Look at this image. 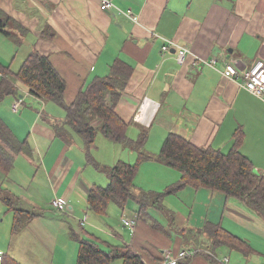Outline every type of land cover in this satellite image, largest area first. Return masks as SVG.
I'll list each match as a JSON object with an SVG mask.
<instances>
[{"label": "crops", "instance_id": "1", "mask_svg": "<svg viewBox=\"0 0 264 264\" xmlns=\"http://www.w3.org/2000/svg\"><path fill=\"white\" fill-rule=\"evenodd\" d=\"M114 2L121 9H131L138 21L116 7L103 10L100 0H0V25H4L0 27V64L16 72L31 52L48 55L67 79L70 101L86 83L110 74L116 61L122 60L132 71L116 110L128 123L130 139L138 140L143 131L147 135L143 149L157 156L167 135L177 132L199 147L227 153L236 140L235 132L242 131L241 152L264 174V99L242 85L245 70L256 59L264 60V0ZM168 40L173 42L164 49ZM180 45L189 49L184 63L177 56ZM229 62L238 68L236 76L224 74ZM23 93L35 101L15 111L17 96L11 102L9 94L0 101V117L19 139L30 144L32 154L37 155L33 161L41 158L42 167H20L19 155L0 179V253H4L0 264H78L80 242L74 230L85 236L94 234L105 248L107 243H128L149 264H160L167 251L177 257L182 249L195 247H186L191 243L189 233L204 229V235L211 238L207 230L214 227L208 224L221 225L249 247L221 244L214 249L207 244L228 258L223 264H264V216L245 199L207 186L188 184L167 193L181 175L167 164L174 172L162 180L159 171L164 162L156 157L140 162L134 179L136 186L140 177L145 180L142 186H149L137 189L166 192L162 202L145 205L130 197L134 199L129 203L131 215L124 209L120 217L144 220V212L159 215L164 223L158 217L153 219L154 228L143 222L138 229V221L132 229L121 220L129 228L130 235H126L114 214L128 200L123 205L111 201L104 213L88 209L91 188L107 187L111 167L122 160L137 163L138 152L102 132L87 148L82 135L65 122V135L73 136L78 145L73 148L68 137L59 135L53 126L54 120L64 122L66 110L28 90ZM100 123L101 119L94 124ZM56 138L59 143L52 149ZM99 142L109 151L108 158L97 155ZM103 165L108 166V180L98 178ZM39 172L43 175L37 178ZM31 181L51 192L36 191ZM56 196L69 202L68 211L52 206ZM140 232L148 234L154 241L151 247L161 253L146 250L138 240ZM151 255L161 258L152 262ZM197 255L178 258L173 264H195Z\"/></svg>", "mask_w": 264, "mask_h": 264}, {"label": "trees", "instance_id": "2", "mask_svg": "<svg viewBox=\"0 0 264 264\" xmlns=\"http://www.w3.org/2000/svg\"><path fill=\"white\" fill-rule=\"evenodd\" d=\"M3 26L0 25L1 28ZM131 71L130 65L118 60L110 74L97 76L86 83L84 89L82 88L69 101L66 98L67 79L48 55L35 50L26 57L19 71L15 72L10 67L0 64V101L9 94L17 97L23 95L20 90L22 85L30 94L47 102L52 101L66 110L64 122L60 123L57 120L53 122L59 135L66 136L63 124L67 122L82 135L87 148L95 142L97 133L102 132L113 140L128 143L138 152L137 163L122 160L111 167L109 170L111 181L107 187L95 185L91 188L88 195V209L91 211L104 213L111 201L123 205L130 197L145 205L153 203L149 200L153 192H143L141 197L137 196L134 192L136 186L134 178L140 162L156 157L178 169L181 175L178 184L167 193L188 184L195 187L207 186L245 199L264 216V174L258 172L254 162L241 152L242 131L235 132L236 140L227 153L210 146L199 147L185 136L170 132L158 155L153 156L143 149L147 140L146 133L142 131L138 140L128 137V123L118 114L116 105ZM99 119L101 123L95 125V121ZM19 155H32V147L26 140L19 139L0 117V170L8 173ZM146 193L148 200L145 201L143 198ZM165 194L166 192L157 193L156 200L162 202ZM141 207L144 205L141 204ZM146 215L148 216L147 213ZM155 225L157 226L156 223ZM207 226L214 227L211 231L206 230L217 239L215 241L217 245L248 247L244 240L229 234L221 225ZM83 233L85 232L73 231L74 237L80 242L78 264H112L116 258H122L123 264H149L144 260L142 253L128 243H107L105 248L94 234L89 233V236H85ZM204 251L207 252L209 264H223L217 253Z\"/></svg>", "mask_w": 264, "mask_h": 264}, {"label": "rangeland", "instance_id": "3", "mask_svg": "<svg viewBox=\"0 0 264 264\" xmlns=\"http://www.w3.org/2000/svg\"><path fill=\"white\" fill-rule=\"evenodd\" d=\"M13 25V24H12ZM20 90L22 91V93L24 92V91H27V89L24 87V86H22V85H20ZM20 97V96H19ZM19 97H17V98H19ZM22 97H24V104L26 103H29V102H32V101H35L31 96H27V94L26 93H23V95H22ZM14 96L13 95H10L9 96V100L11 99V102H12V100H14ZM15 101H13V103H14ZM24 104H23V106H24ZM53 104V102H50V104L49 105H52ZM9 105V104H8ZM22 106V107H23ZM21 107V108H22ZM59 107V106H58ZM61 109V108H60ZM54 126V125H53ZM100 134L102 135V133L100 132ZM65 137V136H64ZM66 137H68L66 140L69 142V143H71L70 144V146H72L73 148H75L76 149V146L78 147V145H76V144H74L73 143V141H74V137L73 136H67L66 135ZM79 137H81V136H79ZM104 139V138H103ZM59 143V141H58V138H56V140H55V142H54V146H53V148L52 149H55L56 147H57V144ZM98 146H99V148H100V152H97V155L99 154V155H102V156H104L105 158H108L109 157V151L108 150H106L105 149V146L103 145V143H100L99 142V144H98ZM108 149V148H107ZM106 150V151H105ZM35 156H37V155H34V154H32V155H21L19 158H18V160L16 161L17 162V164L20 166V167H28V166H33V168L34 167H39V166H41L42 167V161H41V158H39L38 157V162H34L33 161V159H34V157ZM125 161H127V160H125ZM127 162H129V161H127ZM131 163V162H130ZM161 163V162H160ZM150 166V165H149ZM108 166H106V165H103L102 166V168L101 167H99L100 169L98 170V173H99V177L98 178H100L101 180H104V178L105 179H109L108 178V175L106 174V168H107ZM166 167H168V168H166ZM30 169V168H29ZM94 169V168H93ZM26 171V170H25ZM174 172V169L173 168H171V167H169L167 164H165V163H162V166H161V168H160V171H159V174H160V178L162 179V180H164L165 178H166V176L167 175H169V176H171L172 175V173ZM6 172H4V171H2V170H0V179L3 177V174H5ZM34 173V172H33ZM32 173V174H33ZM18 174H20V175H23L24 177H26L27 176V174H21V173H18ZM43 174H42V172H39L38 174H36V176H37V178H39V177H41ZM5 176V175H4ZM31 178H32V176H31ZM139 184L137 185V186H142V183H141V181H145L142 177H140L139 178ZM30 184H32L33 185V188H37L38 190H36V191H43V190H46V191H48L49 193L51 192V190L50 189H48L46 186H42V184H40L39 182H34V181H31L30 183H29V185ZM137 186H135V192H136V194H137V196H140L141 197V195H142V193L143 192H148V191H145V190H140V189H137L136 187ZM143 187V186H142ZM149 186H144L143 188H148ZM2 192H4L3 190H2ZM157 193L155 192V193H153V195L151 196V198H149V200H151L153 203H158V201L155 199V195H156ZM146 195H147V193L145 194V198H143L145 201L146 200H148V198H146ZM134 201V199H129L128 201H127V205H126V207L125 208H121V209H119L118 210V212L117 213H115L114 214V216L118 219V222L120 223V226L118 225V228H119V230L120 231H122L123 233H125L126 235H130V232H129V228L128 229H126L122 224H121V217H120V215L122 214V212H123V210L125 209V211H126V214L127 215H131V212L129 211V203L131 202H133ZM114 204L113 203H111V205H110V207L112 208V206H113ZM117 205V204H116ZM53 206V205H52ZM115 207H118V205L117 206H115ZM139 207V206H138ZM133 211H134V209H133ZM61 212V211H60ZM60 215H63V216H65V213H59ZM142 215H143V217L144 218H146V219H144V220H142L141 218H140V221H139V224H138V229H140V226H141V223H143V222H145V223H147V224H149L150 226H152L153 228H154V223H155V220H153V219H158V217L161 219V217L159 216V215H156V216H146L145 215V213L144 212H142ZM161 221L164 223V221H163V219H161ZM154 225V226H153ZM22 226H24V225H22ZM136 228V227H135ZM20 229H21V227H20ZM137 231V230H136ZM205 230L203 229V230H201V231H194V232H191V233H189V241L191 242V243H187V245H186V247H193V246H195L194 248H189V249H191L190 251L192 252V253H194V254H198L197 255V262H195V264H208L207 263V257H206V255H207V252H205L204 250H207V251H209L210 253H212V254H214V253H217L218 255H219V258H223L224 256H222L221 255V252L220 251H218V252H216L214 249H210V248H208V247H206V245L207 246H209V247H213V248H217V244L215 243V241L217 240L216 238H214V237H212L211 236V238L209 237V236H205L204 235V232ZM138 235V240L142 243V244H144L145 246H146V250H148V251H153V252H157V253H161V250H159V248H156V247H154V248H152L151 247V243L152 242H154L153 241V239L148 235V234H146V233H144V232H140L139 234H137ZM204 237H206V239L205 240H203L204 239ZM79 246V245H78ZM164 248V247H163ZM212 251V252H211ZM225 253V252H224ZM146 256V255H145ZM187 257H190V256H187ZM187 257H184V258H179L180 259V261L181 260H183V259H186ZM161 258V256H159V255H155V256H153V255H151V260H152V262H157L159 259ZM117 261H115V262H113L114 264H123V260H122V258H117L116 259ZM221 261H225V259L223 258V259H220ZM191 261V260H190ZM183 264H185V263H183Z\"/></svg>", "mask_w": 264, "mask_h": 264}, {"label": "built area", "instance_id": "4", "mask_svg": "<svg viewBox=\"0 0 264 264\" xmlns=\"http://www.w3.org/2000/svg\"><path fill=\"white\" fill-rule=\"evenodd\" d=\"M100 5L103 10H109L111 8H117L119 13H123L124 15L131 18L133 21H138V16L132 12L131 9H121L117 7L114 0H100ZM173 42L172 40H168L167 43L164 44V49H169L170 43ZM189 54V49L180 45L178 50V58L179 61L184 63L186 58ZM215 60V59H214ZM225 75L229 76H236L238 74V68L232 62L227 63L225 70ZM242 85L252 91L253 93L261 96L264 99V60L263 59H256L255 62L251 65L250 68L245 70V79L242 82ZM147 97H145L143 105L146 103ZM24 104V98L19 97L13 103V109L15 111H19ZM143 108V107H142ZM51 204L53 207L59 211H68L70 209L69 202L64 197L56 196L52 199ZM122 222L124 225L134 229L138 223V218H127L125 216L121 217ZM189 248H184L180 251V254L174 256L170 251H167L164 255V260L160 264H173L177 262L178 258H184L187 256H191L192 253ZM4 253H0V262L3 260ZM225 261L228 258H224Z\"/></svg>", "mask_w": 264, "mask_h": 264}, {"label": "clouds", "instance_id": "5", "mask_svg": "<svg viewBox=\"0 0 264 264\" xmlns=\"http://www.w3.org/2000/svg\"><path fill=\"white\" fill-rule=\"evenodd\" d=\"M20 97H22V96H20Z\"/></svg>", "mask_w": 264, "mask_h": 264}]
</instances>
